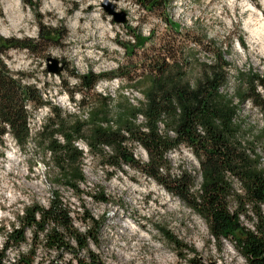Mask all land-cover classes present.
I'll use <instances>...</instances> for the list:
<instances>
[{
    "label": "rangeland",
    "instance_id": "374dc122",
    "mask_svg": "<svg viewBox=\"0 0 264 264\" xmlns=\"http://www.w3.org/2000/svg\"><path fill=\"white\" fill-rule=\"evenodd\" d=\"M110 1L117 10L126 11V22H116L105 11V0H35L36 8L24 0H0V35L36 38L40 21L63 28L65 33L57 43L40 44L37 52L11 48L1 55L12 75L35 85L48 103L25 105L31 130L26 144L21 145L7 132L4 145H0V250L4 232L20 227L25 209L33 204L48 207L57 192L80 231L91 225L84 220L86 210L99 221V227L93 229L97 244L91 242L90 247L103 264H193V259L199 264H249L232 239H215L207 221L162 182L137 166L109 167L99 151L90 150L85 138L77 142L84 150L81 166L86 179L79 185V195L61 177L40 132L50 117L67 125L89 121L92 110L105 97H109V114L115 116L125 100L132 102L130 88L139 92L134 93L139 103H133L139 105L145 100L148 76L157 74L155 68L161 62L169 70L184 72L194 83L222 54L230 65L221 90L236 96L245 79L243 73L252 71L264 78V0H161L146 6L145 0ZM18 12L23 14L19 21L15 17ZM136 36L147 39L138 45ZM48 57L64 62L61 72L48 70ZM103 72L119 75L100 77ZM86 74L97 78L92 86L84 83ZM258 91L264 99V87L259 85ZM235 102L243 139L254 141L264 165V109L249 99L241 103L235 97ZM137 122H144V117L139 116ZM90 129L87 123L84 134ZM128 144L140 165L149 161L139 142L130 140ZM166 157L169 170L161 168L163 176L189 172L195 177L194 189L200 187L199 161L189 146L174 148ZM234 187L240 191L241 184L234 181ZM102 190L109 198L107 203L94 197ZM231 206L234 208L235 201L231 200ZM250 214L253 219L242 216L241 221L254 229L256 219ZM129 226L135 227L137 235H131ZM161 228L180 243L170 242ZM26 237V243L5 251L4 264H19L28 258L32 264L75 263L71 253L46 247L43 234H35L33 228H27ZM86 254L82 251L80 255Z\"/></svg>",
    "mask_w": 264,
    "mask_h": 264
},
{
    "label": "trees",
    "instance_id": "16d2710c",
    "mask_svg": "<svg viewBox=\"0 0 264 264\" xmlns=\"http://www.w3.org/2000/svg\"><path fill=\"white\" fill-rule=\"evenodd\" d=\"M145 1V6L162 2ZM24 2L37 7L35 0ZM64 34L63 28L51 27L40 21L36 38L0 35V145H4L3 137L7 132L12 133L21 145L26 144L31 130L25 105L33 102L40 107L48 103L35 85L24 84L22 78L12 75L1 57L2 53L11 48L37 52L40 44L57 43ZM136 38L138 45H143L147 39L142 36ZM229 65L230 62L220 54L217 62L209 65L204 74L192 83L184 77V72L169 70L168 65L161 62L155 68L157 74L148 76V85L143 88L145 100L139 105L125 100L122 109L113 116L109 114V97H105L101 105L92 110L89 121L76 120L67 125L62 119L56 122L50 117L40 135L47 143V150L54 155L61 177L79 195L82 194L79 185L86 179L81 166L84 150L77 142L85 138L90 150L93 153L99 151L109 167L123 169L124 165H133L142 168L202 216L215 239H232L249 264H264V165L254 141L243 139L242 125L236 121L239 106L235 102V97L241 103L249 99L264 109V99L258 91L259 85L264 87V78L252 71L243 73L245 79L241 87L236 96H231L221 90L227 82L226 67ZM118 75V72H103L99 76L109 78ZM96 80L92 74L83 76L84 83L89 86ZM140 115L144 117L142 123L137 122ZM87 123L91 129L85 135L83 130ZM261 139L264 141V132ZM130 140L139 142L147 150L149 161L146 164L137 162L128 144ZM181 145L189 146L199 161L202 183L198 189H194L195 177L189 172L178 176L161 174V168L169 170L166 154ZM107 148L111 152H107ZM234 181L241 184L240 191L235 189ZM94 197L98 201L109 202L103 190ZM231 200L235 201L234 208ZM251 212L256 219L254 229L241 221L242 216L253 219ZM84 220L91 221V225L82 232L74 224L68 205L55 192L48 207L38 204L27 207L20 227L4 232L0 264H4L5 251L10 246L27 242V228H33L37 235L42 233L49 249L71 253L74 264H103L90 247L91 242L97 244L93 229L96 230L100 223L87 210ZM161 230L170 242L180 243L169 230ZM190 250L195 253V250ZM82 251L87 252L84 257L80 255ZM192 263L199 264L194 259ZM19 264H32V260L21 259Z\"/></svg>",
    "mask_w": 264,
    "mask_h": 264
},
{
    "label": "water",
    "instance_id": "95a60500",
    "mask_svg": "<svg viewBox=\"0 0 264 264\" xmlns=\"http://www.w3.org/2000/svg\"><path fill=\"white\" fill-rule=\"evenodd\" d=\"M103 7L107 13L113 16L116 22H126V11L117 10L116 5L110 0H105ZM48 70L53 73H59L63 69V64H60V60L54 57H48Z\"/></svg>",
    "mask_w": 264,
    "mask_h": 264
},
{
    "label": "bare ground",
    "instance_id": "6f19581e",
    "mask_svg": "<svg viewBox=\"0 0 264 264\" xmlns=\"http://www.w3.org/2000/svg\"><path fill=\"white\" fill-rule=\"evenodd\" d=\"M7 5H9V7H12V4H11L10 2H8ZM15 5H16V7H17L19 4L16 3ZM246 6H247V5H246ZM17 8H18V7H17ZM247 8H248V7H247ZM249 8H250V7H249ZM251 8H253V7H251ZM253 9H254V11H256L255 8H253ZM256 13H257L258 15H260V17H261V15H262L261 12L259 13L258 10H257ZM15 17H16L17 20L19 21V20L23 17V14H22L21 12H18V13L16 14ZM17 20H16V22H18ZM262 20H263V19H262ZM263 25H264V21H263ZM263 25H262V26H263ZM255 29H256V28H255ZM252 31H254V30H252ZM135 189L137 190V188H135ZM128 228L131 230L130 233H131L132 236L137 235V230L135 229V227H133V226H129Z\"/></svg>",
    "mask_w": 264,
    "mask_h": 264
},
{
    "label": "built area",
    "instance_id": "2783aa9c",
    "mask_svg": "<svg viewBox=\"0 0 264 264\" xmlns=\"http://www.w3.org/2000/svg\"><path fill=\"white\" fill-rule=\"evenodd\" d=\"M112 81H117V83L114 84V82H113V84L114 85H117V87H119V81H118V79L114 78V80H112ZM135 92H138V91L135 90L134 88H130V91L128 92V94L129 95L131 94V100H132V102L135 103V104H137V103H139L140 98L134 95ZM140 116H142V115H140Z\"/></svg>",
    "mask_w": 264,
    "mask_h": 264
}]
</instances>
